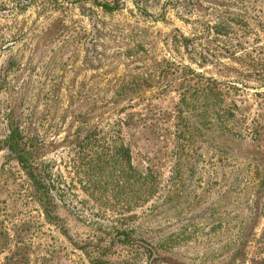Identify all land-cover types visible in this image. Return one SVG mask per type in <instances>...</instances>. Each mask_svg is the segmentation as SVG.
<instances>
[{"label": "rangeland", "instance_id": "obj_1", "mask_svg": "<svg viewBox=\"0 0 264 264\" xmlns=\"http://www.w3.org/2000/svg\"><path fill=\"white\" fill-rule=\"evenodd\" d=\"M113 1L107 13L91 1L0 0V136L21 124L53 146L42 158L56 208L48 228L1 144L0 232L31 227L20 237L35 242L31 264H253L264 229V135L260 148L249 135L255 124L264 132V0ZM188 84L199 92L176 128ZM131 116L138 170L169 156L159 190L130 211L99 210L74 138ZM122 216L134 217L120 222L125 237L113 229ZM10 234L0 264H15Z\"/></svg>", "mask_w": 264, "mask_h": 264}, {"label": "trees", "instance_id": "obj_2", "mask_svg": "<svg viewBox=\"0 0 264 264\" xmlns=\"http://www.w3.org/2000/svg\"><path fill=\"white\" fill-rule=\"evenodd\" d=\"M17 1L23 2L25 5L30 2V0ZM86 1H91L107 13H112L119 9V3L113 0H73L75 3ZM210 82L213 84L212 81ZM185 88L187 90H184L183 99L175 111L177 115L172 117V120L176 122V124L173 122L172 126L176 128L181 124L184 125L183 128H187L186 118L183 117V106L186 105V98L190 99L194 96L193 93L199 92V89L193 88L189 84ZM209 91L211 92L212 90ZM227 114L228 118L221 121L225 122L224 126L222 125L219 128L224 134L230 132V128H227V123L233 120H229V118L233 119L235 117L234 113H231V109H229ZM135 122H137V119L133 116L126 119H118L114 121L108 133H104V131L94 126L89 131L78 133L74 138V146L77 148L76 154L78 155L79 162L85 161L84 158L89 157L86 168L91 172V179L89 181L92 192L88 196L93 199L96 204L95 207L99 210L111 211L120 206L125 208L126 211H130L140 204L148 203L157 193V190H159L161 173L158 172H160L161 166L169 156L163 153L157 161L153 158L147 159L144 170H138L139 165H135L134 155L132 154L131 146L125 142L126 132H124L129 125ZM259 126L255 124L249 133L250 140L252 143H256L258 148L261 147L260 140L264 135L262 128ZM102 132L104 133L103 135L100 134ZM174 139L177 142L186 141L185 131H179L178 129L176 132L174 131ZM1 144L2 146H6L9 152L8 162L13 164L17 169L16 172L20 179L18 180V185L21 186V182L26 184L31 197L30 202L38 207L42 222L48 228L52 227L55 221L54 215L56 209L53 203L54 178L50 165L44 164L42 154L53 146L44 144L40 141L36 132L22 128L21 124L9 129L4 138L0 136V150L2 149ZM261 185L264 187V180L261 181ZM98 191L99 194L95 196ZM259 198H264L263 190H261ZM260 204L262 205V216L264 215V201ZM19 212L21 210L15 212L14 217L19 216ZM132 218L134 217H118L114 224V232L118 236L125 237L127 229L120 222H125L127 219ZM21 222L22 220H19L18 226H14V228L16 227L15 231H4L1 229L0 235L4 237L0 245L6 247L10 239V233L13 232L16 240L14 241L15 264H31L34 261L32 250L35 242H23L20 240V237L25 238V236H28L26 234L31 230L30 226L24 227L22 225L24 223ZM258 245V254L261 257L259 258L260 260L254 261L253 264H264V229ZM156 248V246H152L151 250H146L145 252L151 256L152 251H156ZM41 261L43 262L41 264H47L44 261L48 260L43 258ZM157 261H159L157 258L153 260V262ZM95 264H101V262H96Z\"/></svg>", "mask_w": 264, "mask_h": 264}]
</instances>
